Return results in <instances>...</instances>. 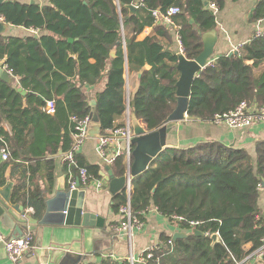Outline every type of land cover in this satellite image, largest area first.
I'll use <instances>...</instances> for the list:
<instances>
[{
  "label": "trees",
  "instance_id": "1",
  "mask_svg": "<svg viewBox=\"0 0 264 264\" xmlns=\"http://www.w3.org/2000/svg\"><path fill=\"white\" fill-rule=\"evenodd\" d=\"M224 3L4 2L0 15L7 24L34 31L24 37L0 34V64L8 66L12 77L9 83L0 80V152L9 154L0 166V184L7 174L16 181L12 200L30 205L36 218L43 215L40 191L27 194L26 189L40 173L45 188L51 190L54 156L59 149L63 156L71 147L72 117H89L91 112V97L85 88L97 86L103 78V87L93 94L99 136L122 126L127 110L148 121L150 129L159 128L176 103L175 35L180 36L185 57L195 59L202 50V33L216 28L215 11ZM131 5L137 6L133 13ZM172 6L181 10L172 23L156 22L154 12L165 14ZM259 19L264 20V0H257L249 15L250 21ZM145 28L151 31L145 33ZM135 72H140L138 86L127 99L125 76ZM48 101L54 102L53 113L46 111ZM243 101L264 105V32L241 44L236 54L217 55L198 74L191 86L187 114L212 122L215 114L226 113ZM75 158V163L62 165L71 180L79 178L80 166L88 174L91 170L77 165L78 154ZM110 166L114 177L127 170L122 156ZM131 184L129 196L125 189L112 195L110 207L115 214L129 202L131 213L144 220L148 209L155 206L169 222L190 232L175 240L161 235V252L155 251L160 264H252L243 259L264 244V216L258 206L259 191L264 187V139L255 142L254 156L245 148L212 139L185 148L165 147L143 173L131 178ZM191 221L198 224L191 226ZM194 230L204 235H195ZM212 234L217 240H212ZM100 264L130 263L107 257ZM255 264H264V255Z\"/></svg>",
  "mask_w": 264,
  "mask_h": 264
},
{
  "label": "crops",
  "instance_id": "2",
  "mask_svg": "<svg viewBox=\"0 0 264 264\" xmlns=\"http://www.w3.org/2000/svg\"><path fill=\"white\" fill-rule=\"evenodd\" d=\"M21 2H30L31 0H18ZM140 0H137V2ZM39 5L49 3V0H34ZM257 0H225L223 8L216 10V30L219 34V40L216 43L213 57L219 54L231 52L235 47L249 41L258 28L264 29V20L250 21L249 15ZM136 8V6H135ZM212 8V7H211ZM145 33L151 31V28H145ZM34 33L32 29H26L19 26L7 24L4 36L24 37ZM177 54V43L174 47ZM113 53V52H112ZM178 55V54H177ZM4 67V66H3ZM148 69V66H145ZM140 72L131 73L125 76V94L127 99L138 86ZM11 75V73H10ZM105 83V78L97 86H87L85 92L93 100L95 91H99ZM26 93V91H25ZM128 111V110H127ZM130 113L132 112H129ZM140 125L150 129V124L146 120L138 119ZM7 130V125L1 124ZM216 140L226 145L245 148L254 156L255 142L258 139H264V121L255 123L248 128L230 129L223 124L212 122H203L195 119L176 122L166 135V147L185 148L205 140ZM61 150V149H59ZM0 153H3L1 151ZM3 157V156H2ZM55 157L54 180L51 190L45 188L42 176L37 173L26 189L27 194L32 191H40L44 201L43 215L40 218L34 216V212L29 209L30 205L21 201H13L11 194L15 180L5 175L6 183L0 186L6 197H11V203L22 205L25 212L31 215L36 223L33 224L34 230L29 231L28 225H22V235L31 233L33 246L19 259L16 264H100L105 255H109L112 260L127 259L130 254H136L146 249L150 245L161 242V235H170L180 230L175 224H172L161 213L155 211L151 206L145 214L142 226H132V239L129 243L124 234L116 230L115 223H119L121 215L115 214L111 207V193L108 190V182L105 180L107 175L106 164L97 153V138H86L78 154L77 165L83 164L91 167L89 182L83 202V214H86L85 224L66 225L62 224L61 212L47 211V202L49 206L53 204V198L57 192L59 179L64 180V185L68 187L69 177L63 171L62 154ZM6 159L3 158V161ZM27 164V163H26ZM112 172V170H111ZM101 182L102 187L97 189L96 183ZM258 206L264 216V187L259 191ZM62 210L61 206H59ZM33 209V208H32ZM44 220L45 223H41ZM89 224V225H88ZM25 226V227H24ZM187 232V231H184ZM0 264H14L6 256L3 239L13 238L12 228L6 225L0 218ZM247 244L245 248H248ZM128 261V260H127Z\"/></svg>",
  "mask_w": 264,
  "mask_h": 264
},
{
  "label": "water",
  "instance_id": "3",
  "mask_svg": "<svg viewBox=\"0 0 264 264\" xmlns=\"http://www.w3.org/2000/svg\"><path fill=\"white\" fill-rule=\"evenodd\" d=\"M6 1L8 0H0V6ZM30 3H34V0H31ZM129 9L130 13H133L135 11V6L131 5ZM6 28L7 23L0 20V34H4ZM201 39L202 50L195 59H187L181 54L177 55L178 60L176 68L179 71V77L175 83L176 103L174 108L162 122L161 126L157 129H146L140 125L135 114L130 113L129 121L132 128L133 138L131 143L133 147L131 151L132 160L128 164V171L131 178L143 173L148 168L149 164L166 147V135L176 122L192 119L187 114L189 98L191 95V86L194 79L204 69L207 60L214 56L216 43L219 40L218 31L213 29L208 32H204L201 35ZM69 40L71 41V39ZM233 53L236 54V52ZM233 53L229 52L228 56H231ZM3 66V64H0V80L9 83L11 82L12 77ZM17 90L23 94L25 93V90L21 87H18ZM90 104V123L86 131V137L98 138L100 124L98 121V116L95 112V101L92 100ZM61 154L62 151L59 150L58 155ZM2 161L3 157L2 153H0V163ZM105 169L107 170L105 180L108 182V190L111 195H114L125 189L127 177L125 175L121 177H114L109 166H106ZM5 183L0 184V186L5 185ZM63 183L64 180L60 178L58 181L57 192L55 193L52 200L53 204L51 202L52 208L49 206L48 201L47 211H53L56 213L61 212V221L59 222L62 224H85L84 221L86 220V214H83V202L88 186L82 185L79 181V178H76L75 186L71 189L66 187ZM11 197H6L3 191H0V218H2L6 225H9L10 228H12L14 237H17L21 236L23 233L21 229L22 225H28L29 231L34 230L33 224L36 223V220L25 212V209L22 205L12 204ZM59 206H61L62 210ZM40 222L45 223L44 220H40ZM193 233L199 236L204 235V233L199 230H194ZM189 235L190 232L176 231L172 234V239L175 240L177 238H185ZM211 238L213 241L217 240V236L215 234H212ZM252 264H255V262H252Z\"/></svg>",
  "mask_w": 264,
  "mask_h": 264
},
{
  "label": "built area",
  "instance_id": "4",
  "mask_svg": "<svg viewBox=\"0 0 264 264\" xmlns=\"http://www.w3.org/2000/svg\"><path fill=\"white\" fill-rule=\"evenodd\" d=\"M136 6V5H135ZM137 7V6H136ZM215 10V6H211ZM181 10L177 6H172L168 8L165 14L154 12L156 22L164 21L167 23H172V17ZM0 20L4 21L3 17L0 15ZM264 32V29L258 28L254 36H260ZM175 40L177 43V54H184V47L181 43L179 34L175 35ZM239 47H235L231 52H238ZM216 57H211L207 60L204 68L212 64ZM4 68L11 73V70L7 65H4ZM55 110V105L53 101H48L46 105V111L48 113H53ZM72 120L75 122V131L72 134V143L70 149L62 156L63 162L75 163V156L79 154L81 146L85 141L86 131L90 123V118L88 116L78 119L72 117ZM264 121V105H250L247 102H240L234 109L222 113L215 114L212 120V123L223 124L230 129L238 128H248L255 123ZM133 138L132 128L129 121V113L126 112L125 123L113 130L108 131L104 136H99L97 138V153L100 158L108 165H111L117 157L122 156L127 163V170L125 172L126 182H125V191L127 196H129L132 185L131 177L129 176L128 164L130 163L132 143ZM3 158L7 159L9 154L7 152L2 153ZM79 181L82 185L86 186L89 182V175L87 169L83 166H80L78 169ZM75 186V180L69 179L68 188L71 189ZM97 189L102 187V183H96ZM153 209L158 212L157 208L153 206ZM31 212H34V209H29ZM65 213V211H64ZM119 214L121 215L120 223L116 226V230L124 234L129 243L132 239V226H142V221L139 220L131 213L130 204L127 202L125 205L121 206L119 209ZM198 224V221H191L190 225L195 226ZM217 234V232L215 233ZM2 240V238L0 237ZM264 240V239H263ZM33 239L31 233H25L21 236L3 239V245L7 258L14 264H16L19 259L30 250L33 246ZM162 244L161 242L154 245L148 246L146 249L140 251L139 253L130 254L127 258L130 264H160V256L155 253V251L161 252ZM264 255V244L256 249L254 252L248 254L243 260H248L251 263L255 260L262 259ZM104 257H109L105 255ZM150 262V263H149ZM242 261H237L235 264H240Z\"/></svg>",
  "mask_w": 264,
  "mask_h": 264
},
{
  "label": "rangeland",
  "instance_id": "5",
  "mask_svg": "<svg viewBox=\"0 0 264 264\" xmlns=\"http://www.w3.org/2000/svg\"><path fill=\"white\" fill-rule=\"evenodd\" d=\"M233 54H234V53H233ZM128 111H129V110H128ZM128 111H127V112H128ZM131 185H132V184H131Z\"/></svg>",
  "mask_w": 264,
  "mask_h": 264
}]
</instances>
